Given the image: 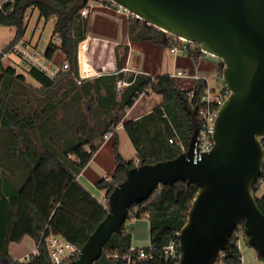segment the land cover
I'll return each mask as SVG.
<instances>
[{
	"label": "trees",
	"instance_id": "obj_1",
	"mask_svg": "<svg viewBox=\"0 0 264 264\" xmlns=\"http://www.w3.org/2000/svg\"><path fill=\"white\" fill-rule=\"evenodd\" d=\"M101 3L118 7L109 0H101ZM86 7L84 0H16L13 7L0 12V26L18 30L16 38L6 47V53L22 40L27 13L38 10L47 22L55 20L53 39L60 42L58 45L52 39L44 57L52 61L60 50L68 65L55 80L34 66L29 67L28 75L41 86V93L51 96L40 110L33 108L32 98L27 97L26 76L13 66H5L4 55L0 54V264H53L46 245L50 234L60 236L79 249L86 244L106 218L108 205L85 189L79 176L103 147L105 136L122 124L127 111L141 96L159 95L163 104L140 119L123 124L137 153L138 165L137 160L123 158L119 152V136L114 133L115 172L111 178L96 182L97 190L106 192V200L125 180L129 170L175 159L183 153L182 148L188 150L195 131L202 129L200 100L207 94L208 82L198 79L192 90H182L170 75L156 78L145 74L128 75L124 69L129 47H125L122 57L116 51V73L82 79L80 44L83 42L81 47L90 50L98 44L96 40L86 39L91 17V14L82 15ZM132 19L135 22L129 33L133 43L151 41L171 47L167 33L144 21V25L138 24L141 20L134 16ZM196 53L205 55L202 52L192 55ZM81 56L83 66V48ZM85 67L94 69L90 63ZM218 70L221 80L224 71L221 61ZM97 74L94 69L82 76ZM119 82L128 84L122 93L117 91ZM58 93L61 97L57 98ZM83 103L90 105L87 110ZM60 110L64 111L61 119L58 118ZM263 186L264 167L254 187L255 193ZM197 192L196 186L186 183L161 187L149 201L131 208L129 219L149 221L152 250L147 253L154 256L153 260H134L133 264L178 263V260L167 259L164 249L178 243ZM257 203L264 214V195L257 197ZM26 237L35 241L38 253L31 254L29 262L16 261L10 254V246L21 243ZM241 237L248 244L243 225L232 236L223 263L242 264ZM132 245V235L124 226L112 237L96 264H117L113 257H123ZM259 258L264 260L263 256Z\"/></svg>",
	"mask_w": 264,
	"mask_h": 264
},
{
	"label": "water",
	"instance_id": "obj_2",
	"mask_svg": "<svg viewBox=\"0 0 264 264\" xmlns=\"http://www.w3.org/2000/svg\"><path fill=\"white\" fill-rule=\"evenodd\" d=\"M109 1L218 58L231 95L219 112L212 151L196 152L195 131L175 159L129 170L107 200L106 218L71 264H96L132 207L178 183L198 192L178 236L177 264H215L241 225L249 246L264 257V214L254 190L264 167V0Z\"/></svg>",
	"mask_w": 264,
	"mask_h": 264
},
{
	"label": "rangeland",
	"instance_id": "obj_3",
	"mask_svg": "<svg viewBox=\"0 0 264 264\" xmlns=\"http://www.w3.org/2000/svg\"><path fill=\"white\" fill-rule=\"evenodd\" d=\"M118 9L109 6L107 4L101 3V0L98 4V6L94 9L93 12H91L90 17V25L89 30L87 34V38L89 37L90 28L93 23L94 15L97 12L99 14V18L97 21V28H98V44L95 45V48L93 49L92 53L89 51L87 47H81L82 43L79 47V63H80V73L81 72V48H83V62L84 66L87 61H85V58H91L90 60V66L95 69V71L98 73L97 75H94L93 77L85 78L86 80H91L96 77H99L106 73H112L114 71H110L111 69H108V65L111 62H114L115 68H117V58H116V51L122 57L125 54V47H128L129 43H133L131 41L132 36L130 35L129 31L132 25L134 24V19H132V16H130L127 12L126 13H118ZM131 18V19H130ZM138 24L144 25L143 21H139ZM55 29V20L51 19L48 22L41 18L39 15L38 10L29 11L26 15V18L24 20V35L22 37V43L29 44L33 48V50H36L37 54L42 58L44 56V53L50 43V41L53 39V33ZM17 28L16 27H9V26H0V48L7 47L15 38L17 35ZM112 41H110V40ZM109 40V41H108ZM53 42L56 44H60L59 40L54 38ZM147 43H152L151 41H144ZM135 43V42H134ZM137 43V42H136ZM101 44V46H99ZM106 45H109L108 48L104 49ZM161 46V45H160ZM164 48V47H163ZM165 53V57L167 60H170V57L166 50L163 51ZM205 59L207 63L219 65L220 60L218 58L212 57L210 55L205 54L202 56L201 62H205ZM66 63V58L64 54L58 50L52 59V64L55 66L62 67L63 64ZM204 64V63H202ZM4 65L5 66H13L17 69V71L20 74H23L26 76V88L29 91L28 98H32L31 103L33 108H41L47 104L48 100L50 99V93L42 94L40 88L41 86L28 75V70L30 65H28L24 59L18 56V54L13 53L6 57L4 59ZM102 65L106 67L103 69ZM86 68V67H85ZM211 76L209 79L210 88L212 90L213 96H218L221 94L222 90L224 89L225 85L224 83L217 78V74H215L213 71H211ZM129 75V74H128ZM181 87L184 89H192L194 87V81L192 80H179ZM118 91V88H117ZM119 93V91H118ZM58 97H61V93H58ZM155 99H158L157 97L152 98H146L143 99L145 102H152ZM87 110V107L90 106L86 103L82 104ZM59 115L58 118L61 119L64 116V111L60 110L58 111ZM121 137L127 138L126 134L122 130H118ZM106 143V142H105ZM104 143V144H105ZM114 143L115 139L112 137L110 141L107 143L104 151L100 153L99 157H96V159H93L88 166V169L84 173V176L88 179H93L95 177H99L97 181H99L102 178H111L112 175L115 172L116 168V161L114 157ZM82 181H85V179H82ZM91 181V180H90ZM88 186L90 184L87 183ZM94 193L97 196V199L100 202H105L107 204V200L103 198V193L106 194L105 191H98L97 189H94L93 186H90ZM261 192L258 194V198L260 197ZM149 221L147 219H141V220H133L129 219L125 224V229L131 233L133 238V243H138V245L143 246L144 248H148L149 241H150V230H149ZM241 232V231H240ZM26 241L23 245L26 244ZM246 242V241H245ZM247 244V242H246ZM13 254L17 258L19 255L24 254V248L20 246V243L14 244L13 247ZM12 256V255H11ZM225 264V263H222Z\"/></svg>",
	"mask_w": 264,
	"mask_h": 264
},
{
	"label": "crops",
	"instance_id": "obj_4",
	"mask_svg": "<svg viewBox=\"0 0 264 264\" xmlns=\"http://www.w3.org/2000/svg\"><path fill=\"white\" fill-rule=\"evenodd\" d=\"M98 18H99V14L96 12L94 15L92 26L90 28L91 32L89 35V39L96 40L97 42H99V39L97 37L98 36L97 35L98 34L97 33L98 32V28H97ZM108 46L109 45H106L104 49L108 48ZM128 47H129V50H128V56H127V61H126L124 71L125 73L129 75L130 74H136V75L145 74L153 78H156L161 75H170L177 80V83L179 84L182 90H192L193 88L184 89L183 87H181L179 80H183V81L192 80L194 81V86H195L196 81L198 79H205L207 80L209 88H210L209 79L212 74L211 71L217 74V78L220 81V78H219L220 75H219V70H218L219 65L207 63L206 59H205V62H201L202 56L204 55H200V54L197 55V53L193 55L191 54L188 56H184L182 54H174L171 52V47L163 48V46L152 44V43H147V42L129 43ZM165 50L167 54L170 57H172L170 58V60L166 59L165 53H163V51ZM89 51H91L92 53L93 49L91 50L89 49ZM90 60L91 58H87V57L85 58V61H87L85 63V66L87 63H90ZM85 66L83 65L81 67L82 74L91 73L92 71H94V69L90 70L87 67L86 69ZM102 67L103 69H105L103 65ZM107 68L111 69L110 71H114L112 73H116L117 71V68H115L114 62L112 63L110 62ZM104 72L105 74L103 75L112 74V73H106L105 70ZM181 75L183 76L185 75V76L181 77ZM152 97L154 98L157 97L158 99H155L152 102H148V101L145 102L143 100V99L152 98ZM162 104H163V98L159 95L150 94V95L141 96L140 99L135 103V105L127 111L123 119V122L121 124V127L118 130L124 131L123 124L125 122L138 120L144 115L151 113L154 109H156ZM118 130L116 131V133L118 134L119 140H120L119 152L121 153V155L126 161L137 160V153L135 149L133 148L129 138L127 136H126L127 138L121 137ZM109 141L110 140H108L103 145V147L98 151V153L95 155L93 159H96V157H99L100 153L104 151ZM88 166L84 170V172L79 176L78 180L85 189H87L90 193H92V195H94V197L97 198L96 194L94 193L93 189L90 186H93L94 189H97L96 182L99 177H95L94 180L88 179L87 177H85L84 173L88 169ZM82 179H85V181H82ZM87 183L90 184V186H88ZM259 192H261L260 193L261 195L259 198H262L264 195V186L261 188ZM259 192L257 193V196ZM103 198L104 199L106 198V194L104 193H103ZM149 230H150V226H149ZM26 239H30V240H27L28 242H26V244L23 245ZM150 244L151 243L149 241V245ZM13 245L14 244L10 246V254L12 255V258L15 259L16 261L24 260L27 256H30L37 250L35 241L29 237H26L20 243V246L24 248V254H21L16 258L13 254V249H12ZM133 246L138 247V248H144L143 246L145 245L142 244V246H140L138 245V243L137 244L133 243ZM239 248L242 254V264H264V260H261L258 254L256 253V251L252 249L248 244H246L244 238H241L239 240Z\"/></svg>",
	"mask_w": 264,
	"mask_h": 264
},
{
	"label": "built area",
	"instance_id": "obj_5",
	"mask_svg": "<svg viewBox=\"0 0 264 264\" xmlns=\"http://www.w3.org/2000/svg\"><path fill=\"white\" fill-rule=\"evenodd\" d=\"M16 3V0H0V12H3L5 8L8 6L13 7ZM99 1L96 0H88L87 7L82 10V15L87 17L94 9L98 6ZM118 13H126L127 11L117 7ZM128 13V12H127ZM129 14V13H128ZM130 15V14H129ZM132 16V15H130ZM170 36L171 40V52L174 54H182L184 56L191 55L194 52H202L201 48L197 44L190 43L182 38H178L175 36ZM6 47L0 48V54L4 55V58L9 55L16 53L19 57L24 59V61L30 65L36 67L38 70L46 74L49 78L55 80L59 76V72L67 70L68 65L66 63L63 64L62 67L55 66L52 64V61L47 60L44 56L41 58L36 50H33L31 45L22 43L20 41L16 45H14L8 53L5 52ZM203 53V52H202ZM205 54V53H204ZM185 76V75H184ZM181 75V77H184ZM82 79H85L81 75ZM86 78H89L86 77ZM207 81V80H206ZM128 86L125 82L118 83V91L122 93L123 90ZM231 93L224 87L221 94L218 96H213L212 90L208 88L207 94L204 95L200 100V105L202 106L200 109L201 118L203 120L202 129L198 131V143L196 145V152L199 155H203L212 151L214 147V139L213 135L215 132V124L219 117V112L225 102L229 99ZM121 127V124L114 128V131L109 132L105 136V141L110 140L114 133ZM173 141H171L172 143ZM183 153L187 150L182 148ZM137 165L139 161L137 160ZM243 238V237H241ZM46 245L50 250V255L53 264H71L73 261L77 260L80 250L79 248L71 245L67 241L63 240L60 236L50 234L46 237ZM147 250H152V247L148 248H138L132 245L130 250L123 257L114 256V260L117 264H133L134 260H153L154 256L147 253ZM38 250L33 254H37ZM164 256L167 259L178 260L180 258L179 254V243H171L169 246L164 249ZM224 252L220 253L218 260L215 264L223 263ZM32 259L31 256H27L24 262H29Z\"/></svg>",
	"mask_w": 264,
	"mask_h": 264
}]
</instances>
